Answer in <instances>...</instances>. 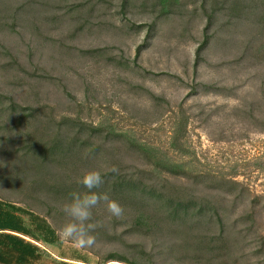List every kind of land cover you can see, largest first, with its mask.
<instances>
[{"label":"rangeland","instance_id":"rangeland-1","mask_svg":"<svg viewBox=\"0 0 264 264\" xmlns=\"http://www.w3.org/2000/svg\"><path fill=\"white\" fill-rule=\"evenodd\" d=\"M68 119L103 139L44 162L77 132ZM168 165L236 184L213 191ZM113 166L211 201L223 236L217 218L150 233L134 210L117 219L101 204L95 247L62 241L67 191ZM0 199L55 229L53 245L25 237L37 264H149L141 246L156 264H264V0H0ZM195 235L227 246L196 262Z\"/></svg>","mask_w":264,"mask_h":264},{"label":"trees","instance_id":"trees-1","mask_svg":"<svg viewBox=\"0 0 264 264\" xmlns=\"http://www.w3.org/2000/svg\"><path fill=\"white\" fill-rule=\"evenodd\" d=\"M68 122L72 124L69 127L77 129V132L70 140L69 145L65 143L64 146L63 144L60 146L59 143H55L44 150L41 153L44 157V162L50 160L51 154H59L62 157L70 155L75 145L79 146V143L82 144L80 147H85L87 141L92 139L100 141L103 139V131L100 128L86 129L87 127L83 123L77 124L71 119H68ZM111 136L107 135L106 138H111ZM115 138H117V135H115ZM115 138L113 137L112 141H115ZM176 168L178 167L168 165L163 170L175 176L176 179H186L197 185H204L213 191H223L230 184H236L235 182H227L215 177L188 176V174L181 173ZM140 173L144 176L138 174L124 176L109 173L104 176V185L96 191L107 192L110 198L119 201L123 207L134 210L138 215L137 227H140V230L148 228L150 233H158L163 230V227L174 226L177 229H182L187 225L198 226L205 223L208 219L212 221L217 218L218 223L222 226L219 238L223 236L226 215L218 206L204 199H187L181 189L174 190L158 178L157 183L154 179L148 178L146 176L148 175L147 170H141ZM167 182L169 183V181ZM87 191L83 186L80 188L71 187L67 191L65 198L70 202V194L72 192L83 194ZM23 214L29 216V222H27ZM249 217L253 220V216ZM163 223L165 224L163 225ZM25 237L37 243L43 242L49 245H53L59 240L55 229L46 218L0 199V264H37L40 262L42 259L41 247L31 241H27ZM203 238L199 235L194 236L193 246L197 249L194 256L196 262H199L198 258H203L206 254H221L227 246L226 241L215 243V241L208 242ZM215 244H218V247H215ZM140 254L147 259L149 264H156L155 256L147 252L145 247L141 246ZM76 258L77 260H74L77 262L76 264H92L86 256L80 255ZM61 259L57 264H72L69 262L71 259L65 257ZM111 262L139 264L116 253L109 255L105 261L99 264H109Z\"/></svg>","mask_w":264,"mask_h":264},{"label":"clouds","instance_id":"clouds-1","mask_svg":"<svg viewBox=\"0 0 264 264\" xmlns=\"http://www.w3.org/2000/svg\"><path fill=\"white\" fill-rule=\"evenodd\" d=\"M111 172L118 174L119 169L113 166ZM80 183L88 191L83 194L79 192L70 194V202L63 207L69 222L59 230L60 238L62 241L71 242L77 248H93L97 243L93 233L99 224L94 219L93 210L103 204L107 212L117 219L124 215L125 210L120 202L110 198L107 192L96 191L105 183V178L100 171L86 172Z\"/></svg>","mask_w":264,"mask_h":264}]
</instances>
